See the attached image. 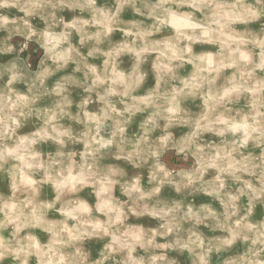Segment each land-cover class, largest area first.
Listing matches in <instances>:
<instances>
[{"label":"clouds","instance_id":"9594fccd","mask_svg":"<svg viewBox=\"0 0 264 264\" xmlns=\"http://www.w3.org/2000/svg\"><path fill=\"white\" fill-rule=\"evenodd\" d=\"M256 209L264 0H0V264H264Z\"/></svg>","mask_w":264,"mask_h":264},{"label":"rangeland","instance_id":"374dc122","mask_svg":"<svg viewBox=\"0 0 264 264\" xmlns=\"http://www.w3.org/2000/svg\"><path fill=\"white\" fill-rule=\"evenodd\" d=\"M126 18H131V16L129 15V16H127ZM114 38H115V39H119V38H120L119 34H116V36H115ZM125 65H126V66L129 65L128 58H125ZM189 70H190V68H189ZM173 163H175V161H173ZM205 200H207L206 197H201V198L198 199L197 202L199 203V202H201V201H205ZM255 211H256V213H257V218H259L260 215H264V212H262L260 209H256Z\"/></svg>","mask_w":264,"mask_h":264}]
</instances>
